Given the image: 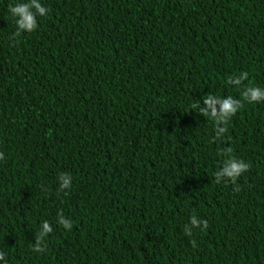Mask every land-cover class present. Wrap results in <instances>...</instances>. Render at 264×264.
I'll list each match as a JSON object with an SVG mask.
<instances>
[{
    "label": "trees",
    "instance_id": "16d2710c",
    "mask_svg": "<svg viewBox=\"0 0 264 264\" xmlns=\"http://www.w3.org/2000/svg\"><path fill=\"white\" fill-rule=\"evenodd\" d=\"M21 2L0 0L7 264H264V102L243 101L220 139L192 108L264 88V0H41L14 37ZM227 148L251 167L217 184ZM194 214L208 228L188 236Z\"/></svg>",
    "mask_w": 264,
    "mask_h": 264
},
{
    "label": "clouds",
    "instance_id": "9594fccd",
    "mask_svg": "<svg viewBox=\"0 0 264 264\" xmlns=\"http://www.w3.org/2000/svg\"><path fill=\"white\" fill-rule=\"evenodd\" d=\"M8 12L12 18L15 19L17 30L14 33V37H19L23 32H32L37 29L38 21L37 16L43 17L48 14L49 9L45 7L41 0H27V2L17 3L16 5H9ZM249 79L247 72H242L238 76L229 77L228 83L237 87L243 86L244 81ZM241 99H235L231 96L227 98H220L215 95L207 94L203 99V107L199 105H192V108H199V113L204 117H210L215 122V134L216 139H220L228 131L227 125L231 118L237 114V112L243 107V101L248 103L264 102V88L258 86H252L251 84L244 86V90L241 93ZM226 156L223 166L215 173V182L217 184L222 181H231L236 184L238 178L245 172L249 171L251 165L244 160L236 158L232 155V149H224ZM5 159L4 153L0 152V161ZM59 180V192H65L72 186V180L67 173H61L58 176ZM239 191L237 187L235 189ZM66 194V192H65ZM57 221L65 229L71 230L72 222L66 219L63 213H59ZM202 230L208 228V221L198 219L194 214L191 216L190 223L185 225L184 232L186 235L191 236L193 228H201ZM53 232V227L45 220L41 225V230L36 235V242L34 243L33 251L37 253H44L46 251L45 238L48 234ZM193 247L196 246V241H191ZM6 254L0 251V261H7L5 259Z\"/></svg>",
    "mask_w": 264,
    "mask_h": 264
}]
</instances>
